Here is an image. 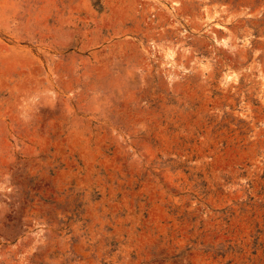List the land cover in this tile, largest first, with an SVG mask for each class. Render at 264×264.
<instances>
[{
	"label": "rangeland",
	"instance_id": "rangeland-1",
	"mask_svg": "<svg viewBox=\"0 0 264 264\" xmlns=\"http://www.w3.org/2000/svg\"><path fill=\"white\" fill-rule=\"evenodd\" d=\"M0 264H264V0H0Z\"/></svg>",
	"mask_w": 264,
	"mask_h": 264
}]
</instances>
